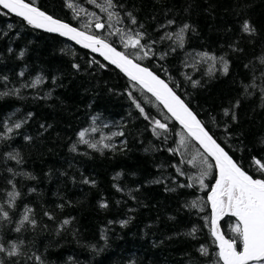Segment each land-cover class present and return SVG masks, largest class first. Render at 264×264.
Returning a JSON list of instances; mask_svg holds the SVG:
<instances>
[{
	"label": "trees",
	"instance_id": "1",
	"mask_svg": "<svg viewBox=\"0 0 264 264\" xmlns=\"http://www.w3.org/2000/svg\"><path fill=\"white\" fill-rule=\"evenodd\" d=\"M26 1L149 68L238 166L264 178L253 162H264V0H112L117 23L107 30L102 19L100 31L79 8L99 12L107 0ZM137 32L146 47H125ZM133 85L0 9V244L18 248L0 253L3 264H217L208 196L218 172ZM153 119L166 129L154 132Z\"/></svg>",
	"mask_w": 264,
	"mask_h": 264
},
{
	"label": "snow or ice",
	"instance_id": "2",
	"mask_svg": "<svg viewBox=\"0 0 264 264\" xmlns=\"http://www.w3.org/2000/svg\"><path fill=\"white\" fill-rule=\"evenodd\" d=\"M107 3L109 7H114L112 0H107ZM0 6L8 12L23 18L29 25L44 28L49 32H59L60 35L69 36L77 43L83 44L85 48L98 52L105 60L110 61L111 64L124 72L134 82V87L139 85L142 90L151 93L155 100L163 105V108L170 114L169 119L178 121L187 136L199 143L203 149L199 163L209 170L214 167L218 172L216 182L208 196V200L212 205L211 236L219 249L216 254L218 257L217 264H264V178H254L238 166L164 80L149 71L148 68L135 63L128 55L117 51L104 39L78 31L76 28L45 14L26 0H0ZM109 15L112 16V13H109ZM128 15L131 16V14ZM132 23H135L134 18H132ZM171 23L173 21H169V24ZM95 27L100 29L104 25L97 22ZM186 28H188V25H184V29ZM242 31L250 33L254 29L248 21H245L242 25ZM182 32L183 29H181ZM117 34H119V30H117ZM142 37L143 33L140 32H137L135 36L129 35L125 47L130 44L133 48L143 49L146 46L141 44ZM143 55L147 56L148 52H144ZM133 102L143 114L144 108L141 107L140 103H136L135 100ZM145 118L148 119L149 117L145 116ZM15 127L19 128L20 124H16ZM166 127L165 123L153 119L154 132L157 128L166 129ZM8 131H11V129L9 128ZM79 135L83 138L85 133L81 132ZM180 142L182 145L184 144L183 137H181ZM90 146L96 147L95 144ZM104 147H108V145L105 144ZM208 158L214 160L215 164H211ZM253 162L256 170L264 174V162L255 157ZM188 163L195 164L196 160H189ZM203 175H207V171L202 173L201 184H203ZM9 196L15 198L14 193H9ZM30 211V209L26 210L21 224L24 221H29L27 213ZM225 213H230L237 221L235 227L232 228V232L235 234L233 239H225L224 235L217 230V220ZM0 215L7 217L8 212L0 208ZM31 222L35 223L34 221ZM64 223L66 224L68 221H64ZM17 231H19V228H17ZM10 245L9 250L3 244H0V253L6 252L10 257L17 255L18 248L15 242H10ZM240 245H242V250H238ZM200 251L202 254H207L203 246H201ZM36 259L39 260V257H36ZM0 264H3V260H0Z\"/></svg>",
	"mask_w": 264,
	"mask_h": 264
},
{
	"label": "water",
	"instance_id": "3",
	"mask_svg": "<svg viewBox=\"0 0 264 264\" xmlns=\"http://www.w3.org/2000/svg\"><path fill=\"white\" fill-rule=\"evenodd\" d=\"M27 2V1H26ZM36 7V6H35ZM0 9H2L3 11H5L6 13H8V14H10V15H12V16H14V17H17V18H19V19H21V20H23V18H21V17H19V16H16L14 13H10V12H8V10H6V9H3V7L2 6H0ZM40 9V8H39ZM41 10V9H40ZM41 11H43V10H41ZM44 12V11H43ZM45 14H47V15H49L48 13H46V12H44ZM49 16H51V15H49ZM54 18V17H53ZM54 19H56V18H54ZM58 20V19H57ZM24 21V20H23ZM60 21V20H59ZM26 22V21H25ZM62 23H65V22H63V21H61ZM67 24V23H66ZM69 25V24H68ZM30 26H32V25H30ZM70 27H73V26H71V25H69ZM32 27H34V26H32ZM35 29H38L39 31H42V32H45V33H48V34H53V35H57V36H59V37H61V38H63V39H65V40H67V41H69L70 43H72L73 45H75V46H77V47H79V48H81V49H83V50H85V51H88L90 54H92V55H94V56H97V57H99L104 63H106L107 65H109L110 67H112V68H114L115 70H117L123 77H125L128 81H130L131 83H133L134 84V82L133 81H131L130 80V78L124 73V72H122L119 68H117L115 65H113V64H111L110 63V61H107V60H105L104 59V57L103 56H101L98 52H93L90 48H85L84 46H83V44H79V43H77L75 40H72L69 36H62V35H60V33L59 32H49V31H47L46 29H44V28H36V27H34ZM73 28H75V27H73ZM77 29V28H76ZM101 29V28H100ZM100 29H97L98 31H100ZM78 31H82V30H80V29H77ZM83 32H85V31H83ZM87 35H92V34H90V33H87V32H85ZM95 36V35H94ZM106 43H108L107 41H105ZM109 44V43H108ZM111 45V44H110ZM112 46V45H111ZM112 47H114V46H112ZM115 48V47H114ZM116 50L117 51H119L117 48H116ZM121 52V51H120ZM130 58V57H129ZM130 59H132V58H130ZM133 61L135 62V63H138L137 61H135L134 59H133ZM140 64V63H139ZM142 67H145V66H143L142 64H140ZM147 68V67H146ZM149 69V68H148ZM149 71H151L150 69H149ZM154 73V72H153ZM155 74V73H154ZM161 79V78H160ZM163 80V79H162ZM166 83V82H165ZM136 86H138L139 87V85H136ZM169 86V85H168ZM170 87V86H169ZM140 88V87H139ZM171 88V87H170ZM141 89V88H140ZM172 89V88H171ZM142 90V89H141ZM145 93H147L148 95H150L154 100H155V97H153L152 95H151V93H148L146 90H143ZM156 101V100H155ZM157 102V101H156ZM158 103V102H157ZM159 104V103H158ZM162 108H163V105H161V104H159ZM164 109V108H163ZM165 110V112L167 113V110L166 109H164ZM168 114V113H167ZM168 116L170 117V114H168ZM198 119V118H197ZM173 121H175L174 119H172ZM199 120V119H198ZM176 122V124L179 126V128L180 129H182V126L179 124V122L178 121H175ZM183 130V129H182ZM206 130V129H205ZM184 131V130H183ZM207 131V130H206ZM185 132V131H184ZM186 133V132H185ZM187 134V133H186ZM190 138V137H189ZM192 139V138H191ZM214 139V138H213ZM193 140V139H192ZM196 144H197V146L200 148V150L203 152V149L200 147V145H199V143L197 142V141H195V140H193ZM209 159H211V158H209ZM212 160V159H211ZM214 163H215V161L214 160H212ZM226 214V213H225ZM225 214H223L222 216H224ZM220 219V218H219ZM218 219V220H219ZM218 220H217V225H218ZM226 239V238H225ZM241 250H242V248H241Z\"/></svg>",
	"mask_w": 264,
	"mask_h": 264
},
{
	"label": "rangeland",
	"instance_id": "4",
	"mask_svg": "<svg viewBox=\"0 0 264 264\" xmlns=\"http://www.w3.org/2000/svg\"><path fill=\"white\" fill-rule=\"evenodd\" d=\"M95 6H97L99 12H86L83 8H79V12L82 17L86 19V21H93V22H99L102 24L101 20L105 19L107 22V30L109 28L114 29V25L117 23V19L112 12L111 8L108 6L107 3H98L96 2ZM109 13H112V16L109 15ZM236 225V224H235Z\"/></svg>",
	"mask_w": 264,
	"mask_h": 264
},
{
	"label": "flooded vegetation",
	"instance_id": "5",
	"mask_svg": "<svg viewBox=\"0 0 264 264\" xmlns=\"http://www.w3.org/2000/svg\"><path fill=\"white\" fill-rule=\"evenodd\" d=\"M223 219H226L225 220V223L224 224V230L226 231L227 235H231V232H232V228H233V223H229L230 225L228 226V222H232V221H235V224L237 223L236 221V218L233 217L230 213H226L224 216H220V219L218 220V225H217V230L221 233H222V228L219 226L220 222L223 221ZM231 226V227H230ZM233 233V232H232ZM226 239H229L227 238L226 236H224ZM219 251V250H218Z\"/></svg>",
	"mask_w": 264,
	"mask_h": 264
}]
</instances>
